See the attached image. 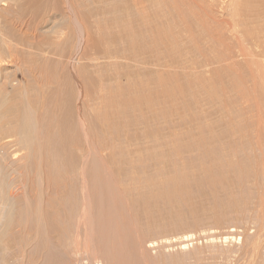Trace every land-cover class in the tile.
I'll return each mask as SVG.
<instances>
[{
  "label": "rangeland",
  "instance_id": "obj_1",
  "mask_svg": "<svg viewBox=\"0 0 264 264\" xmlns=\"http://www.w3.org/2000/svg\"><path fill=\"white\" fill-rule=\"evenodd\" d=\"M205 1L211 18L220 15L223 0ZM13 2L0 0V32L17 45L21 52H26L21 69H27L28 63L54 66L56 70L63 66L67 69L84 66L92 76L96 92L95 120L98 119V112L106 109L107 122L111 123L108 127H112L104 130L109 134L97 132L99 136L96 137L94 161L110 164L111 156L116 152L123 168L129 165L127 169L130 166L134 170L141 167L152 172L159 167L161 175L166 172L155 181L127 180L126 185L122 186L129 189V192L126 190L127 195L124 193L128 196V205L124 204L125 212H130L131 221L136 224L133 225L136 229L132 228L136 232H131L133 243L128 244L129 253L137 260L132 259V262L238 264V259L247 257L245 259H252L250 262L261 259V264H264V204L261 207L259 205V201L264 199V162L257 165L253 161L254 156L264 160V52H182L189 44L190 33L194 28L197 32L193 33V38L202 45L211 39H221L225 44L233 43L223 31L214 34L209 26L204 31L198 27L200 25L192 26L187 32H178L177 49L174 52L164 47L159 52H148L146 49L128 52L124 45L126 41L121 37L122 27L115 25L114 29L108 30L109 23L101 25V22H109L107 17L111 5L106 0H91L88 6L79 7V12L88 15V27L92 31L90 42L83 41L81 26L73 17L70 22L63 24L69 27V32L57 38L58 35L43 33L54 20L47 10L53 7L58 10L60 7L67 11V0H30V4L26 0L15 4ZM90 10L96 14L91 19ZM262 11L252 10L248 14ZM103 30L119 37L114 40L101 39ZM88 44L90 46L87 50ZM232 47L228 48L232 50ZM55 52L63 56L55 55ZM82 52H87L91 60L81 58ZM155 53L159 55L158 61L154 58ZM1 60L0 100L7 94L8 99L4 105L8 106L11 96L13 98L19 91L11 82L18 84L24 81L13 60L8 57ZM164 64H167L164 68L152 67ZM138 78L143 81L142 85L145 86L142 89L145 92L152 88L155 92L169 89L174 85L181 88L176 87L170 96L158 92L151 105L155 108L146 104L147 108L143 104L141 108L138 105L130 106L127 109L131 111L126 110L123 115L120 112L124 105L120 103L121 107L111 106L112 109L109 106L107 110V96H112V91L116 89H121L118 93L121 92L122 96L127 84ZM159 78L164 81L162 85L157 83ZM4 105L2 107H6ZM149 108L155 111H149ZM111 110L120 112L113 111L116 112L113 114ZM2 116L0 124L6 112ZM115 123L119 125L118 130ZM100 136L103 141L106 139L104 143ZM198 140L205 141L209 147H218L225 162L243 164L240 160L242 157L246 156L244 160L251 157L248 161L259 166L258 170L255 166L256 171L254 168L251 171L255 176L250 172L251 177L248 173L239 182L233 171L224 168L222 177L215 180L211 173L206 172L209 171L206 170L208 164L202 166L197 163L199 151H172L176 146L187 147ZM153 150L162 155L160 161L148 155ZM230 150L236 152L231 153ZM170 159L175 164H170ZM186 159L194 160V163L176 180L173 172L181 170V163ZM137 162L139 166L134 168ZM111 169H115L112 164L109 165V171ZM167 176L168 181L171 178L169 183L165 179ZM187 233H192L194 238L183 248L181 236ZM209 235L217 239L206 241ZM222 236H236L240 239L224 242L220 241ZM251 237L257 240L255 251L248 246ZM8 239L6 236L4 242L10 245ZM96 263L103 264L102 261Z\"/></svg>",
  "mask_w": 264,
  "mask_h": 264
},
{
  "label": "bare ground",
  "instance_id": "obj_2",
  "mask_svg": "<svg viewBox=\"0 0 264 264\" xmlns=\"http://www.w3.org/2000/svg\"><path fill=\"white\" fill-rule=\"evenodd\" d=\"M11 1L15 4L20 0ZM90 1L67 0V11L60 7V12L55 7L47 10L51 12L54 20L43 33L58 35L57 38L67 34L69 27L63 24L70 22L73 17L81 26L83 41L90 42L92 31L88 27V15L79 12V7L88 6ZM106 1L111 5L107 17L109 22H101V25L109 23L108 30L114 29L115 25L121 26V37L126 41L124 45L128 52H141L145 49L148 52H159L162 47L174 52L177 49L178 32H187L194 25H200L198 27L204 31L209 26L213 29L211 33L223 31L226 38L233 43L225 44L221 39H208L202 45L193 38V33L197 32L194 28L190 33L189 44L182 52H264V0H223L222 11L216 18L208 15L205 0ZM26 2L30 4V0ZM252 10L263 11L248 14ZM89 13L90 19L96 15L93 10ZM108 30H103L101 39L114 40L119 37L110 34ZM88 46L90 45L86 46L87 50ZM228 47H232V50ZM24 55L27 56L26 52H21L17 45L12 44L0 32V66L1 58H10L24 81L18 84L11 82L19 91L13 98L11 96L8 106L5 104L6 107H2L8 99L7 94L0 100V121L6 112L4 121L0 124V264H84V260L85 264H95L98 261L103 264L139 263H133L134 257L129 253L128 244L133 243L131 232H136V224L131 221L130 212H125L124 204L128 205V196L124 193L127 195L129 189L122 186L126 185L127 180L150 181L166 172L161 175L159 167L147 172L141 167L137 168L139 162L134 166L137 168L135 170L131 166L127 169L129 165L123 168L116 152L110 159V164L115 168L111 171L110 164L94 161L96 137L99 136L97 132H106L104 130H108L111 123L108 124L107 111L102 110L103 107L100 108L102 112L97 114L100 121L95 120L96 92L93 89L94 80L87 68L80 66L67 69L63 66L56 70L54 66L28 63L27 69L23 70L20 66L23 68ZM55 55L63 56L58 52ZM81 58L91 60L87 52H82ZM154 58L158 61L159 55L155 53ZM166 66L167 64L152 67ZM142 83L141 78L131 80L123 89L122 96L121 92L118 93L121 89L112 91V96L106 98L107 110L109 106L116 107L120 103L124 105L123 107L120 104L123 111L113 110L120 114L125 113L130 106L140 107L141 104H146L150 107L157 94L170 96L174 94L172 91L176 87H180L174 85L156 92L152 88L145 92ZM157 83L162 85L164 81L159 78ZM136 109L138 110H134ZM151 110L153 109L149 108ZM117 125L118 123L116 128ZM111 128L110 126L109 130ZM101 140L103 141L102 137ZM186 149L199 151L197 163L202 166L208 164L206 170L209 171L206 172L211 173L215 180L220 179L223 169L227 168L234 172L235 179L240 182L248 173L251 177L252 169L258 170L257 165L264 162L256 156L253 161L257 163V168L253 161H248L251 157L244 160L246 156L240 159L243 164L225 162L219 148L209 147L203 140L194 141L187 147L176 146L172 151ZM153 151H149L148 155L160 161L162 155ZM193 161H182L181 170L173 172L176 180L182 176V172H187ZM169 162L175 164L173 159ZM140 173L141 176L138 177ZM167 177L166 180L169 179ZM169 181L167 180L168 183ZM119 187L123 189L119 190ZM41 201L44 203L41 204ZM259 203L261 207L264 199ZM133 225L135 229L132 230ZM6 236L10 245L4 242ZM193 238L192 233L183 234L181 239L184 243L181 241V246L187 247ZM216 239L211 235L206 237V241ZM237 239L240 238L220 237V241L224 242ZM256 245L257 240L254 237L249 238L250 250L255 251ZM245 258L247 257L236 262L262 263L261 259L250 262L252 259Z\"/></svg>",
  "mask_w": 264,
  "mask_h": 264
}]
</instances>
